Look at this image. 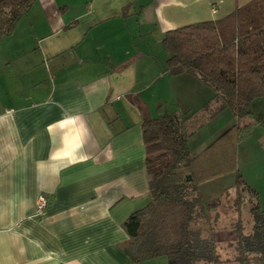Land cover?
I'll list each match as a JSON object with an SVG mask.
<instances>
[{"label":"crops","instance_id":"1","mask_svg":"<svg viewBox=\"0 0 264 264\" xmlns=\"http://www.w3.org/2000/svg\"><path fill=\"white\" fill-rule=\"evenodd\" d=\"M248 1L31 4L0 40V264H155L122 251L123 221L149 201L138 104L154 117L206 102L192 75L165 72L162 38ZM253 101L259 122L235 152L264 209V98ZM222 113L194 133L219 127L199 134L201 149L236 122Z\"/></svg>","mask_w":264,"mask_h":264},{"label":"trees","instance_id":"2","mask_svg":"<svg viewBox=\"0 0 264 264\" xmlns=\"http://www.w3.org/2000/svg\"><path fill=\"white\" fill-rule=\"evenodd\" d=\"M34 1L0 0V40ZM161 43L167 55L165 72L190 74L212 95L190 112L161 108L154 117L138 104L149 201L123 221L127 239L122 251L133 262L165 256L167 264H218L215 226L207 224L209 212H218L226 191L203 198L200 185L233 173L236 212L248 205L251 219L249 230L241 220L231 227L234 261L264 264V209L240 173L235 152L259 122L252 101L264 98V0H250L219 19L169 29ZM224 110L236 122L192 153L189 138ZM199 220L207 226H198Z\"/></svg>","mask_w":264,"mask_h":264},{"label":"rangeland","instance_id":"3","mask_svg":"<svg viewBox=\"0 0 264 264\" xmlns=\"http://www.w3.org/2000/svg\"><path fill=\"white\" fill-rule=\"evenodd\" d=\"M68 1L79 3L80 0ZM258 100L260 99H255L253 102H256ZM218 116L220 117L224 115L222 113V115ZM225 121L226 120H224L223 123ZM218 128V126H215V124L211 123L210 127L207 130L204 129V131H200L201 133H197L198 135L193 134L188 141L191 152L194 153L201 149V142H197L200 136L199 134H208L212 131H216V129ZM233 180L234 174L227 173L221 177L206 181L200 185V191L203 198L216 197L220 193L226 191V193H224L225 196L221 198L220 205L217 207L218 212H209L210 219L208 220L207 224L209 226H215L213 236L216 242V252L219 253L220 262L218 264H236V262L234 261V234L231 228L232 225H235V221L241 220V223L244 225L246 230H248L251 226V219L249 213L247 212L248 205L244 206L241 212H236L235 203L233 202ZM204 223L205 222L203 220H199L197 225L205 228V226L207 225H204ZM152 262H155V264H167V259L165 256H162L156 258L155 261ZM200 264L205 263L201 262Z\"/></svg>","mask_w":264,"mask_h":264},{"label":"built area","instance_id":"4","mask_svg":"<svg viewBox=\"0 0 264 264\" xmlns=\"http://www.w3.org/2000/svg\"><path fill=\"white\" fill-rule=\"evenodd\" d=\"M47 200L43 195H38L37 200H36V213L40 214L45 206H46Z\"/></svg>","mask_w":264,"mask_h":264}]
</instances>
